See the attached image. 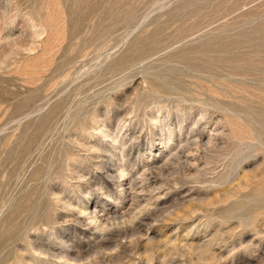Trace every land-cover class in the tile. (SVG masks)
<instances>
[{
  "label": "rangeland",
  "instance_id": "1",
  "mask_svg": "<svg viewBox=\"0 0 264 264\" xmlns=\"http://www.w3.org/2000/svg\"><path fill=\"white\" fill-rule=\"evenodd\" d=\"M0 264H264V0H0Z\"/></svg>",
  "mask_w": 264,
  "mask_h": 264
}]
</instances>
